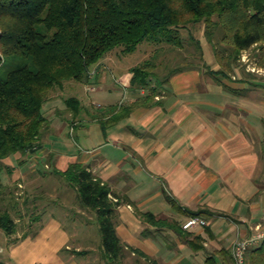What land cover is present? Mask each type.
Instances as JSON below:
<instances>
[{
    "label": "crops",
    "instance_id": "obj_1",
    "mask_svg": "<svg viewBox=\"0 0 264 264\" xmlns=\"http://www.w3.org/2000/svg\"><path fill=\"white\" fill-rule=\"evenodd\" d=\"M102 65L97 64L91 80L99 86L96 90L87 91L79 82L83 93L71 95L82 103L72 130L77 150L60 152L42 143L55 152L52 173L63 177L54 169L65 171L79 161L130 199L117 208L116 229L123 243L149 257L131 251L142 264L229 260L239 237L264 232V86L244 77L237 84L227 81L218 75L219 63L210 72L188 66L160 84L150 80L142 87L132 83L136 65L126 67L123 78L115 81ZM151 88H156L154 95ZM94 99L103 107L98 109ZM64 111L74 117L66 102ZM49 122L60 127V134L69 135L68 120L63 125L57 119ZM64 184L60 195L71 188ZM75 210L68 218L74 227L51 209L39 218L36 232L4 233L0 260L66 264L70 258L61 250H71L73 239H86L90 229L83 216L89 209ZM148 213L160 223L149 221ZM191 215L205 218L207 224L183 229ZM75 245L79 246L72 250L74 256L87 253L83 244Z\"/></svg>",
    "mask_w": 264,
    "mask_h": 264
},
{
    "label": "trees",
    "instance_id": "obj_2",
    "mask_svg": "<svg viewBox=\"0 0 264 264\" xmlns=\"http://www.w3.org/2000/svg\"><path fill=\"white\" fill-rule=\"evenodd\" d=\"M198 23L205 24L210 39L220 26L222 42L240 54L264 43V0H0V197L7 192L2 171H12L5 159L40 147L48 124L44 105L57 88L70 80L89 83L91 67L117 46L130 53L143 42L180 44V29ZM155 68L150 59L132 67V83L148 85ZM65 102L76 117L81 100L70 96ZM54 171L77 190L82 206L96 212L105 258L123 264L126 246L149 258L117 233V208L129 198L82 162ZM146 217L160 223L151 213ZM0 229L9 236L17 233L8 209L0 210ZM249 259L264 264V240L249 251Z\"/></svg>",
    "mask_w": 264,
    "mask_h": 264
},
{
    "label": "rangeland",
    "instance_id": "obj_3",
    "mask_svg": "<svg viewBox=\"0 0 264 264\" xmlns=\"http://www.w3.org/2000/svg\"><path fill=\"white\" fill-rule=\"evenodd\" d=\"M179 36L181 38L180 44L166 41L160 43L143 42L135 51L130 53H122V48L117 46L103 56L97 64L103 63L102 68L108 73L110 80L115 81L118 78H123L122 71L126 67L150 59L156 64L155 76L151 79L152 83L160 84L175 69L196 66L201 70L210 72V68L219 63L218 75L227 79V81L236 82L237 84L239 78L244 77L249 79L253 85L256 83L264 86V43L256 44L245 55L236 54L231 46L222 42L220 26L215 29L213 37L210 39L204 23L190 24L181 28ZM215 49L218 51L217 55ZM107 55L108 57L112 56V60H107ZM208 59L212 65L208 64ZM97 64L93 65L91 70L95 69ZM89 84L93 85L91 81ZM89 84H84L87 91H90L88 89ZM97 87L99 86L96 85V89ZM81 93H83L82 84L73 80L66 82L62 89L57 88L44 105L43 111L48 118V124L42 131L41 146L34 152L31 151L32 154L29 153L30 155L11 154L5 159V164L10 166L12 171L11 169L9 171L8 168L2 171L1 176L7 185V192L0 197V210L8 209L11 212L17 223V233L32 234L36 232L40 225L39 218L41 219L43 213L47 210L52 209L53 212L55 211L58 215L65 216L68 219L72 214H75V209H89L83 215L84 220L90 223L87 238L84 240L73 239V244L78 243L81 246L83 244V250L87 253H76L74 256L72 250L75 246H79L75 244L71 247V250L62 249L61 252L67 254L65 257L70 258L66 261V264H113L110 259L105 258L101 248L102 234L96 212L81 205L77 191L72 186L62 194L67 198H61L62 195L60 194L64 191V183L68 182L64 177L52 173L54 168L52 159L55 152H50L48 148L45 149L42 146V143H49V146H53L54 149L66 153L77 150L74 131L72 132L77 119L72 118L66 111L62 112V106L67 97L73 94L80 96ZM122 98L125 99V95H122ZM94 100L101 103L98 99ZM50 118L61 121V125L68 120L67 133L69 135L60 134V127H53L49 122ZM37 153L40 157L34 156ZM117 217L118 214L115 222L118 221ZM67 219H64V223L74 227L73 220L68 219L67 221ZM3 237L4 232L0 229L1 242L2 239L4 240ZM2 250V247H0V253ZM1 263L13 264L4 260H1ZM123 264H142V262H140L137 255H132L129 248H125ZM250 264H252L251 260Z\"/></svg>",
    "mask_w": 264,
    "mask_h": 264
},
{
    "label": "built area",
    "instance_id": "obj_4",
    "mask_svg": "<svg viewBox=\"0 0 264 264\" xmlns=\"http://www.w3.org/2000/svg\"><path fill=\"white\" fill-rule=\"evenodd\" d=\"M97 73V69H93L89 71V75L91 80ZM89 84V83H87ZM90 87L88 89L90 91L96 90V85L89 84ZM96 107L101 108L102 104L94 102ZM207 224V220L199 215H191L189 216L183 223V229L189 230L195 226H205ZM264 240V232H258L253 235H249L247 237H239L234 246L232 248L231 258L229 260L223 261L221 264H247L248 261V253L251 249L259 246Z\"/></svg>",
    "mask_w": 264,
    "mask_h": 264
}]
</instances>
